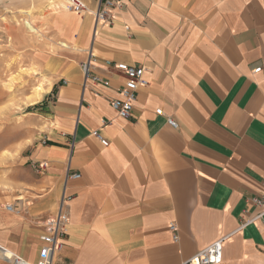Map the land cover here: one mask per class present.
I'll list each match as a JSON object with an SVG mask.
<instances>
[{
	"label": "crops",
	"instance_id": "crops-1",
	"mask_svg": "<svg viewBox=\"0 0 264 264\" xmlns=\"http://www.w3.org/2000/svg\"><path fill=\"white\" fill-rule=\"evenodd\" d=\"M52 23L69 49L44 88V133L26 158L36 172L0 200V248L37 261L67 198L54 264H183L223 238L221 264H264V218L244 225L264 193V0H136L101 28L64 9ZM91 54L109 86L86 81ZM119 63L149 83L129 120L111 106L127 81Z\"/></svg>",
	"mask_w": 264,
	"mask_h": 264
},
{
	"label": "rangeland",
	"instance_id": "rangeland-1",
	"mask_svg": "<svg viewBox=\"0 0 264 264\" xmlns=\"http://www.w3.org/2000/svg\"><path fill=\"white\" fill-rule=\"evenodd\" d=\"M62 4L64 0H0L2 201L11 202L23 191L19 184L25 178V170L36 172L26 158L44 133L41 108L52 101L44 88L52 83L57 60L65 59L69 49L52 23L53 17L63 10ZM40 89L43 95L37 97ZM0 264L12 263L0 256Z\"/></svg>",
	"mask_w": 264,
	"mask_h": 264
},
{
	"label": "built area",
	"instance_id": "built-area-1",
	"mask_svg": "<svg viewBox=\"0 0 264 264\" xmlns=\"http://www.w3.org/2000/svg\"><path fill=\"white\" fill-rule=\"evenodd\" d=\"M96 7H90L85 0H64L66 10L75 15H92L96 20V29L106 25L113 24L116 20V12L123 10L128 2H134L136 0H95ZM94 56L91 54L88 62L81 65L82 73L87 80L94 82L95 84H102L109 86V82L102 80L99 76L92 72V63ZM115 68L122 72L127 81L124 86L119 90V96L111 102L113 110L117 116L124 120H129L132 117L135 102L137 100L138 89L144 88L149 85L145 79V68L140 66H131L127 64H116ZM261 69L255 70L256 73ZM158 114H162L161 111H157ZM110 120H103V128L110 125ZM168 123L173 128H178L177 123L169 119ZM100 143L107 147L109 141L102 135L101 130L93 132ZM48 168V163H39L38 172H45ZM73 178H79V175L72 176ZM67 198L62 199V203L57 213L48 218L43 226L44 235L41 237L42 247L39 250L37 261L29 262L26 259L13 254L8 257V261L12 264H54L55 256L64 248V238L67 236V227L69 224V218L66 215L64 208ZM251 203L260 210V212L251 218L246 224L262 221L264 218V193L251 199ZM8 211H14V206L7 205ZM243 225V226H244ZM171 231L174 234V241L177 242L178 229L175 224H171ZM226 238L218 240L200 251L193 258L186 261L183 264H221L224 256V241Z\"/></svg>",
	"mask_w": 264,
	"mask_h": 264
},
{
	"label": "bare ground",
	"instance_id": "bare-ground-1",
	"mask_svg": "<svg viewBox=\"0 0 264 264\" xmlns=\"http://www.w3.org/2000/svg\"><path fill=\"white\" fill-rule=\"evenodd\" d=\"M63 9L65 10V12H67V13H69V14H73V13H71V12H69V11L66 10V6H65V5L63 6ZM42 95H43V89L38 90L37 97H40V96H42ZM12 255H13L12 253H10V252H8V251L3 250V249L0 248V256H1L5 261H8V257H10V256H12Z\"/></svg>",
	"mask_w": 264,
	"mask_h": 264
}]
</instances>
